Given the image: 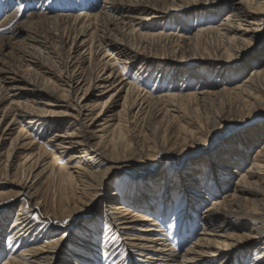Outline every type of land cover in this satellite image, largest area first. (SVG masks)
I'll list each match as a JSON object with an SVG mask.
<instances>
[{"label": "bare ground", "instance_id": "1", "mask_svg": "<svg viewBox=\"0 0 264 264\" xmlns=\"http://www.w3.org/2000/svg\"><path fill=\"white\" fill-rule=\"evenodd\" d=\"M101 1L84 15H32L21 24L31 67L0 66L3 264H88L97 249L112 264H264V0ZM195 17L208 24L186 23ZM230 99L235 114L207 109L215 127L236 118L222 151L133 183L118 204L105 193L114 171L130 168L131 125L156 109L192 121L201 105ZM196 118L180 128L192 141L204 134ZM41 193H53L52 209ZM101 201L102 236L97 220L78 227L83 211L63 222ZM176 232L196 239L180 252Z\"/></svg>", "mask_w": 264, "mask_h": 264}, {"label": "rangeland", "instance_id": "2", "mask_svg": "<svg viewBox=\"0 0 264 264\" xmlns=\"http://www.w3.org/2000/svg\"><path fill=\"white\" fill-rule=\"evenodd\" d=\"M100 2L102 1L101 0H0V29H4V31H0V66L2 64L8 63L7 65L14 64V66L11 65L14 68L16 66H21L24 70L31 67L29 63H26L23 60H21L22 53H24L23 39L26 36V30H27V27L24 28L21 26V24L25 23L28 20V18L31 17L32 15L44 14L45 12H47L45 14L55 15V16L84 15L94 11L95 8L100 5ZM195 18L196 19L186 18L185 21L187 24L191 25L192 27H198V26L202 27L208 24L205 20L201 19L200 17H195ZM168 30H170V28ZM262 40H264V38ZM261 45L262 43L257 44V46L259 47H261ZM22 61L23 63H21ZM55 61L56 62L60 61L58 56L55 57ZM262 66L264 67V61L262 62ZM246 74L247 72L244 73L243 75L238 76L233 80L228 81L229 82L228 84H233L234 86L236 84H239L244 80L241 79L244 76H246ZM152 80L154 81V78ZM148 83L149 81L147 82V84ZM225 101H223V103L219 101H214L213 103L211 102L201 105L200 107H198L199 109L197 112L196 111L195 113L191 112L193 114L192 119L194 121L193 120L190 121L188 118L185 119L168 118L165 117L166 112H164L163 110L156 109L149 113L146 120L139 121L138 122L139 124L137 123L138 125L137 127L136 125L135 127L134 125H131L132 126L131 130L134 132L131 133L132 135L130 134L131 136L129 137V142L131 141L134 149L131 158H129V161L124 163V165H127L128 167L130 166V168L129 169L127 168L125 171L124 170L114 171L109 181V185L111 186V189L110 187H108L109 191L105 193H108V195L115 194L116 195L115 198L117 199L115 202L116 204H118L119 202L118 196L125 195L127 191H130V189L132 188L131 185H134L133 183L136 182L149 183L150 181L160 182L162 181V176L166 169L173 168L180 170V167L183 168L189 165L193 167H197L199 162L202 161L203 158L209 157V154L211 153L212 149L220 148L219 151H222L224 149V145L226 144V139H228L230 132L234 130L233 127L236 124L234 122L236 118L235 116H232V118L230 119L231 125L228 127L229 130L228 128L224 129L225 124L223 125L217 124V126L215 127L210 123V119L208 118V116H210L211 114L207 115L208 112L207 109L210 110L215 109V111L218 112L222 111L226 114L228 113L235 114L236 101L232 99ZM190 116L191 115H189L188 117ZM196 116L200 118V122H201L200 125L203 127L204 134L202 135L197 134L196 137H201V139L192 141L190 137L185 136V134L182 132L180 128H182L185 125L184 128L192 129L195 126L194 122L196 123L198 121L196 120L197 119ZM164 136L167 137L166 144H164L163 142ZM186 137H187V145L183 146V142L184 139H186ZM9 146H10V141H6V143L3 145L1 149V152H5ZM149 147H151L153 150L151 152L146 153V150H148ZM19 161L20 158L15 159L14 161L15 166L18 165ZM104 189L106 190V188ZM39 198H43L44 200H46V205H47L46 207L48 209H52L55 203L53 193H41L38 199ZM23 202L26 203L27 205L26 208L36 215L37 219L42 220V217L40 216L39 213H36V211H32L30 206L32 201L27 196H22L18 204L20 205ZM103 206L104 203L101 201L97 203V206L95 205L92 206L90 204H87L86 206L81 205V207H79L81 208V210L77 212H74L73 211L74 209H70L71 216H70V212H68L67 216L63 218V222L69 221L67 223H73V224L75 222H78L77 215L78 213L83 211L84 214L85 213L87 214L85 215L82 214V216H84V219L79 223L78 227L82 228L85 226L91 229L93 226L90 223V220L91 221L97 220L96 222H98L97 226H99V234L101 233L100 236H102L104 232V228L106 226L99 211L103 210L104 208ZM174 213L175 211L172 210L170 213L171 215L170 218L174 216ZM92 217L93 219H91ZM155 219L158 225L154 228L161 229L166 234L167 224H165V222L167 221H165V218H163V216L156 218L155 215ZM200 226L201 225L197 226V228H200ZM183 230L190 231V230H194V228L190 226L189 229L188 228L186 229L184 226ZM63 232L60 231V233H58L56 238L63 236L64 235ZM177 232L174 234V236L177 237H174L172 242H173V246L178 251L182 252L186 248V246L190 245L195 241L196 237L194 235L191 238L189 237L184 239V237ZM188 235L189 234L187 233L186 236ZM8 236L9 235L6 233V235L3 238V242H5V244L6 241L8 240L7 239ZM72 237L73 236H71V239ZM257 252L255 253V255H257ZM121 254L124 255L125 253L122 252ZM104 255L105 253H103L102 250L97 249L96 258L93 257L92 261H90L88 264H112L113 262H111L108 258H103ZM115 260L116 259L114 258L113 261L115 262ZM4 261H6V256H0V264H3ZM58 264L60 263L58 262Z\"/></svg>", "mask_w": 264, "mask_h": 264}, {"label": "snow or ice", "instance_id": "3", "mask_svg": "<svg viewBox=\"0 0 264 264\" xmlns=\"http://www.w3.org/2000/svg\"><path fill=\"white\" fill-rule=\"evenodd\" d=\"M0 31H4V29H0ZM65 224H67V221H65Z\"/></svg>", "mask_w": 264, "mask_h": 264}]
</instances>
